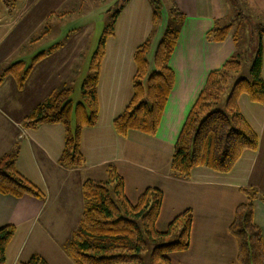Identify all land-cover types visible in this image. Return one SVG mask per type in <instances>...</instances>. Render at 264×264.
Returning a JSON list of instances; mask_svg holds the SVG:
<instances>
[{
  "label": "crops",
  "instance_id": "crops-1",
  "mask_svg": "<svg viewBox=\"0 0 264 264\" xmlns=\"http://www.w3.org/2000/svg\"><path fill=\"white\" fill-rule=\"evenodd\" d=\"M18 1L21 4L16 16L9 15V18L15 21L25 17L27 21L18 27V35L11 37L14 24H6L0 19V41H6L0 50V64L8 66L22 61L27 66L42 50L53 44H59V47L32 65L22 89L10 75L0 84V157L15 152L17 172L44 196L37 199L30 195L0 194V227L7 224L15 227L5 249L4 264H20L32 254L41 255L49 264H75L63 246L81 219L82 184L87 179L105 181L110 165L122 177L124 194L130 202L134 203L146 187L162 191L157 220L160 231L183 209L192 210L189 248L185 252H175L173 264H237L236 243L227 228L235 207L245 200L241 189H252L257 193L252 202L253 221L259 226L264 240V105L251 102L245 94L239 96V111L256 133L258 146L256 150H244L229 172L220 173L201 166L193 168L188 179H179L170 169L176 139L208 74L233 56L238 46L234 38L239 25L233 24L226 38L219 42H213L206 35L214 27L232 20L225 0H173L183 14L168 60L174 83L153 136L131 130L122 137L112 126V120L131 99L135 73L133 53L149 37L153 23L148 0H128L122 6L114 23V34L107 38L100 62L96 85L97 122L81 131L80 151L85 162L80 168H64L58 163L64 143L61 123L27 128L23 119L53 91L66 88L72 95L80 73L78 84L81 88L80 61L87 37L86 40L70 41L72 35L77 36L75 33L64 39L69 29L68 17H56L55 35L37 47L39 52L35 53L37 48L25 51L29 43L50 36L49 32L46 37L32 39L43 33L44 28H49L51 15L62 9L67 11L68 0H64V8L61 7L63 0ZM21 1L26 2L24 6ZM253 1L257 10L264 14V0ZM50 6L60 10L47 9ZM90 15H94L93 25L87 34L95 30L100 20L106 21L99 11ZM82 18L75 27L87 22L86 16ZM164 24L165 15L154 27L155 37L150 39L149 71L154 69L153 56ZM261 42V76L264 80V33ZM180 187L188 191L186 201L174 197Z\"/></svg>",
  "mask_w": 264,
  "mask_h": 264
},
{
  "label": "trees",
  "instance_id": "trees-1",
  "mask_svg": "<svg viewBox=\"0 0 264 264\" xmlns=\"http://www.w3.org/2000/svg\"><path fill=\"white\" fill-rule=\"evenodd\" d=\"M169 1L172 4L169 15L171 25L167 26L156 46L154 69L149 71L147 68L149 38L134 50L132 96L123 111L112 120L113 129L119 136L124 137L131 130L147 135H154L157 131L174 83V73L168 60L175 47L178 25L183 19V14L173 0ZM126 2L123 0L120 8L111 14L99 38L90 60L89 72L81 84V101L72 103L70 89L56 90L38 103L23 120L27 128H35L43 123L63 125L64 143L58 163L64 168H80L85 162L80 151L81 131L97 122L96 85L105 40L113 35L115 19ZM149 2L152 6V22L155 24L161 18V2ZM231 25L230 20L223 26L214 27L206 35L212 41H222ZM255 28L259 31V27ZM263 33L264 28L261 27L257 33L253 58L247 67L248 76L238 77L230 83L243 66L237 52L219 69L208 74L174 145L170 169L175 177L187 178L193 168L201 166L220 173L229 172L244 150L257 149L258 137L240 113L237 100L241 94H245L251 102L264 105V80L261 76ZM234 42L236 45V38ZM58 47L59 44H53L37 53L27 66L22 61L6 66L0 72V83L6 76H14L17 87L22 89L32 65ZM227 89L228 94L223 98ZM221 105L224 106L223 110ZM15 156L13 152L0 157V194L15 197L32 195L42 199L41 191L17 172ZM241 190L246 200L235 207L232 222L228 226V232L237 244L236 260L238 264H264V240L259 226L253 221L252 202L257 193L252 189ZM81 191L84 202L81 219L63 246L75 264H141V254L148 242L169 238L180 225L182 229L177 241L158 245L152 253L151 263L171 264L167 254L188 249L191 210L186 209L172 218L165 231H158L154 227L163 200L160 189L147 187L141 191L136 202L131 203L124 194L122 177L114 166H109L105 181L87 179ZM14 232V225L0 227V264H4L5 249ZM20 264L49 263L41 255L32 254Z\"/></svg>",
  "mask_w": 264,
  "mask_h": 264
},
{
  "label": "rangeland",
  "instance_id": "rangeland-1",
  "mask_svg": "<svg viewBox=\"0 0 264 264\" xmlns=\"http://www.w3.org/2000/svg\"><path fill=\"white\" fill-rule=\"evenodd\" d=\"M122 1L123 0H68L67 7L65 8V9H67V11L63 12V9H62L61 11H59L60 13H54L53 15H51V18L49 19V22H50L49 28L50 29L48 27L44 28L43 33L34 35L32 37V39L34 40V39H38L40 37H46L47 36L46 33H49V32H50V34H49L50 36H47V38H42V39H39V40H36L34 42L29 43L28 48L25 51L29 52V51L37 48L43 42L45 43L49 37L52 38L51 35H55V33L53 31L55 30V27L57 25V22H56L58 20L57 18L62 19L64 17H68V20H69L68 28L69 29L67 30V33H66L67 35L65 34L63 36L64 39L69 38L72 34H75V33H77V36L72 35L70 38V41H77V40H80L81 38H82V40H86V37H87V45L85 48H83L82 58L80 61V62H82V80H83L89 72L88 69H89L90 60H91V57L93 55V52L95 51V49L98 45L99 38H100L102 32L106 29V26L110 21L111 14H113L116 10H118L120 8ZM159 1L161 2V7H162L160 19L163 20V16L165 15V24H164L165 27H164V30H162L164 32L165 29L167 28V26L171 25L169 23L170 22V19H169L170 9L169 8L172 6V4L170 6L169 0H159ZM21 2H22V6H24L26 3L25 1H21ZM225 2L229 4V6L227 5L228 10H229V14L233 15L232 20H231L232 25L235 24L236 26L237 25L240 26V29L237 31V34H235V35H237L236 38H237V44H238L237 49L235 50V53L237 52V55L239 56L240 61L243 63V66H242L241 71L238 72L239 75L236 74L231 79L230 83L232 84V82L235 81V79H237L238 77L244 76L246 74L248 76L247 67H248V64H250L251 59L253 58V55H254V50H255L254 47L256 46V42H257V33L261 31L260 26H263V28H264V25H260L261 23L264 24V14H262L259 10H257V8L254 5L253 0H225ZM20 4L21 3L18 0H0V19L1 20L4 19L3 22L6 24H8L9 22L14 24L12 31H11V34H9L11 37L14 35H18V33H19L18 27L21 24L26 23V21H27V19L25 17H21L19 20H15V21H13L9 18V15H14L13 17L16 16V13L20 7ZM65 6H66V3L63 0V4H61V7L64 8ZM52 8H53V10H60L59 8H54V6H50L47 9L50 10ZM151 8H152V6H151ZM98 11H99L100 16L106 17V21L104 23V21L102 22L100 20L98 22L95 30L93 32H90L89 34H87V31L89 29H91V27L93 25L91 19L94 18V15H90V13L91 12H98ZM85 16L87 18L86 19L87 22H85L84 24H81L78 27H75L76 25H78L80 23L81 19H84L82 17H85ZM159 21L160 20H158V22L155 24H153L151 21V23H152V30L151 31L152 32L148 37L149 40L151 39L152 36L155 37L156 32H154L155 31L154 29L158 26ZM54 22H55V25H54ZM257 22H259L260 24L256 25V26L253 25V24H256ZM180 24H181V21H180L179 25ZM175 25L176 24H174L173 26H175ZM218 25H223V24L219 23ZM232 25H231V27H232ZM255 27H259V31H258V29L255 30L256 29ZM252 29H254V30H252ZM235 31H236V29H235ZM163 32L160 34L159 40H160ZM248 32H249V36L246 37V35H248ZM113 34H114V32H113ZM35 36L37 38H34ZM109 37L110 36H108L107 38H109ZM107 38H106V40H107ZM253 39H254V43L252 44ZM106 40H105V43H106ZM159 40L157 41L156 45L158 44ZM5 42L6 41H4V40L0 41V50H1V48L2 49L4 48ZM213 42H219V41H213ZM153 44L154 43H152V45ZM152 45H151V47H152ZM20 51L23 52V49H21ZM39 51H40V49L37 48L35 53H37ZM104 52H105V45H104ZM5 67H6V64H0V72ZM80 75H81V73H80ZM80 75L77 76L76 82H74L73 89H72V95L70 94V99L72 100L73 104H76L77 102L81 101L80 84H78ZM6 82H8V81H6ZM228 91H229V89H227L224 92L223 98L228 94ZM221 107H222L221 109L223 110L224 106L221 105ZM151 136H153V135H151ZM110 166H112V165H110ZM188 178L189 177L183 178V179H188ZM179 179H182V178H179ZM154 188H156V187H154ZM30 196H32V195H30ZM244 196H245V194H244ZM32 197H34V196H32ZM174 197L177 198V200H179V201H186L187 197H188V191L183 189L182 187L177 188L176 192H174ZM35 198H37V197H35ZM37 199H40V198H37ZM245 200H246V196H245ZM186 209L191 210L190 208H186ZM186 209H183L182 211H184ZM160 210H161V208H160ZM181 212H179V213H181ZM159 213H160V211H159ZM178 214H176V215H178ZM191 214H192V210H191ZM233 216H234V214H233ZM158 217H159V215H158ZM157 220H158V218H157ZM157 220H156L154 227L156 230L160 231L159 228L157 227ZM192 220H193V214H192ZM231 222H232V220H231ZM191 223H192V221H191ZM166 229H167V226L163 231H165ZM181 229H182V225H180L178 228H176V231L172 235H170L169 238H165V239H162V240H159L156 242H152L150 240L148 242V244L145 246V248L141 254V257H142L141 264H152L151 263V257H152V253H153L154 249L158 245H161L165 242L177 241ZM190 232H191V230H190ZM227 232H228V228H227ZM228 234H229V232H228ZM235 243H236V241H235ZM189 244H190V236H189ZM185 251H182V252H185ZM176 253H178V252H176ZM173 254H175V252L167 254V257H168V259H170L171 264H173V260H172ZM236 256H237V244H236ZM236 263H237V260H236Z\"/></svg>",
  "mask_w": 264,
  "mask_h": 264
}]
</instances>
